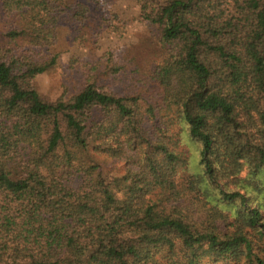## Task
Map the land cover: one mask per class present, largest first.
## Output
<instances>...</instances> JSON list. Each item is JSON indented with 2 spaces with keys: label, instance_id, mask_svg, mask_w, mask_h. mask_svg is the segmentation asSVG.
I'll return each instance as SVG.
<instances>
[{
  "label": "trees",
  "instance_id": "trees-1",
  "mask_svg": "<svg viewBox=\"0 0 264 264\" xmlns=\"http://www.w3.org/2000/svg\"><path fill=\"white\" fill-rule=\"evenodd\" d=\"M61 5L1 0L0 264H264V0H140L166 51L153 101L93 81L41 97Z\"/></svg>",
  "mask_w": 264,
  "mask_h": 264
},
{
  "label": "rangeland",
  "instance_id": "rangeland-1",
  "mask_svg": "<svg viewBox=\"0 0 264 264\" xmlns=\"http://www.w3.org/2000/svg\"><path fill=\"white\" fill-rule=\"evenodd\" d=\"M139 1L102 0L95 4L88 0H62L60 15L53 26L54 37L39 50L48 58L56 55V63L32 80L41 97L67 98L87 81H93L119 95L136 94L153 101L158 92L153 70L166 51L158 40L157 27L139 17ZM77 2L87 3L82 19L74 16ZM11 28L12 19L2 12L0 0V44L6 43V33ZM17 45L27 48L23 40ZM172 124L177 131L180 123ZM179 148L186 152L190 170L199 169L197 148L184 131L180 133ZM93 158L104 176L112 177L124 171L120 161L102 154H94ZM220 207L224 208V204Z\"/></svg>",
  "mask_w": 264,
  "mask_h": 264
}]
</instances>
